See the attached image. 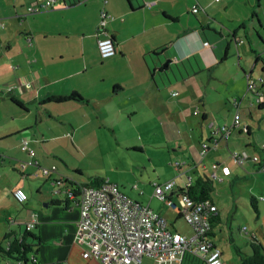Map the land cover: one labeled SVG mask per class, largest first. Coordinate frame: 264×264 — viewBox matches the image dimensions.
Listing matches in <instances>:
<instances>
[{
	"label": "crops",
	"instance_id": "crops-1",
	"mask_svg": "<svg viewBox=\"0 0 264 264\" xmlns=\"http://www.w3.org/2000/svg\"><path fill=\"white\" fill-rule=\"evenodd\" d=\"M70 1L0 0V147L19 149L25 139L35 150L38 140L50 142L46 131L39 132L38 121H56V137L61 138V144L69 134L71 143L83 149L88 143L86 138L94 147L108 149L109 134L125 130L128 136L117 143L125 145L127 151H137L139 157L132 160L144 161L143 164L148 160L153 164L152 155L146 153L150 146L161 150L163 164L172 165L163 179L157 169L144 176L153 187L167 180L174 181L172 191L166 192V199L172 202L170 206L176 218H182L180 195L186 185L194 184L203 176L229 183L232 205L225 217L211 195L219 221L215 222L214 235L209 234L208 238L220 250L221 264H236L231 240L239 247L241 240L242 250L250 253L246 236L253 235L264 249V169L251 159L239 165L232 158L234 153L245 151L250 156L256 155L264 164V148H261L264 141L256 142L252 125L239 112L245 106L252 118L253 103L258 109L264 107L263 51L253 40L258 35L264 37L259 0L250 8L248 4L252 0H239L240 8L232 14L225 13L233 5L230 0H95L93 7H89V0L73 5ZM196 5L198 10L192 12ZM30 6H39L40 10L32 12ZM101 10L107 14L103 24ZM103 36H110L115 44V54L100 62L111 73L94 72L97 77L91 78L88 73L92 68H100L91 58L100 56L97 39ZM222 57L225 58L221 60ZM250 83L253 84L250 86ZM244 90L254 98L248 97ZM71 91L79 93L83 100L58 103L61 109L56 114L49 110L51 102L42 104L49 95H65ZM172 91L177 94L172 95ZM12 98L25 108L17 106ZM8 100L16 108H11ZM34 105L35 127L31 120L20 121L25 115H31ZM72 112L74 119L70 122L67 117ZM6 113L12 114L11 121L19 117L20 124L4 127ZM237 113L240 127L232 129L228 137H220L224 143L215 138L212 132L231 125ZM116 118L125 125H119ZM246 127L248 133H245ZM257 129L261 126L257 125ZM135 133L141 136L140 142L134 141ZM240 137L243 138L240 140ZM10 139L7 146L5 142ZM98 155L95 157L102 164L111 162L108 152ZM17 156L19 159L15 158L9 165L22 177L36 175L42 167L55 166L51 177L45 178L52 188L47 187L46 192L38 188V196L31 205L20 203L27 208L23 214L21 210L15 213L9 208L5 220L0 219V236L18 231L20 225L35 218L37 224L32 230L38 241L35 264H101L98 260L83 258V246L73 239L79 219V188L97 174L119 185L101 168H91L95 166L92 162L85 166L93 171L88 173L83 167L64 161V166L58 168L53 160L58 156L47 148L38 156L35 150L34 156L29 155V161L22 160L18 152ZM7 161L9 157L0 152V162ZM222 167H227L230 173L224 175ZM247 176L251 180L248 186H243L245 197L249 200L252 195L258 199L259 214L256 218L253 209H247L249 213L244 215V222L235 223L238 202L245 205L246 199L239 198L240 193L234 187ZM154 177L158 180H152ZM147 186L148 192L140 191L142 195L134 196V200L160 216L172 217L167 200L154 197V188L150 190ZM15 189L11 196L17 202L13 196ZM70 190L77 195H71ZM4 200H0V205ZM0 210L5 211L4 206ZM218 234L224 238L225 246L219 243ZM139 264H157V261L147 256ZM182 264L206 262L187 253Z\"/></svg>",
	"mask_w": 264,
	"mask_h": 264
},
{
	"label": "built area",
	"instance_id": "built-area-1",
	"mask_svg": "<svg viewBox=\"0 0 264 264\" xmlns=\"http://www.w3.org/2000/svg\"><path fill=\"white\" fill-rule=\"evenodd\" d=\"M38 8L40 7L30 6L29 10L35 11ZM197 10V5L192 8V12ZM100 16L103 24L107 14L101 10ZM203 44L207 45V42ZM97 48L102 58L115 53V44L110 36L98 38ZM7 90L10 91L11 87ZM171 94L176 95L177 91H172ZM258 101L260 102V98ZM239 119V114H235L231 125L218 127L215 134L227 137L232 129L240 127ZM261 148H264V144ZM21 150L31 157L35 155L28 140H22ZM232 157L239 165L248 159L259 161L256 155L248 157L246 153H234ZM213 167L216 168V164ZM54 170L55 166L41 168L44 176ZM222 172L224 175L230 173L227 167H222ZM173 187L172 180L156 184L153 196L166 199V192L172 191ZM70 194L73 195L71 190ZM13 195L19 203H25L28 199L22 188H16ZM166 202L168 205L172 204L170 200ZM77 204L79 219L73 239L75 243L83 246L81 256L85 259H95L101 264H139L143 257L149 256L154 257L157 264H182L187 253H200L206 264H221V252L213 247L208 238L210 219L217 211L216 205L208 199L196 201L185 193L180 195V214L192 227V236L170 230L162 216L152 211L149 206L125 195L116 184L108 180L98 186H81ZM36 224L37 219L33 218L25 223V227L32 229Z\"/></svg>",
	"mask_w": 264,
	"mask_h": 264
},
{
	"label": "rangeland",
	"instance_id": "rangeland-1",
	"mask_svg": "<svg viewBox=\"0 0 264 264\" xmlns=\"http://www.w3.org/2000/svg\"><path fill=\"white\" fill-rule=\"evenodd\" d=\"M89 1H91L89 4V7H93L95 5V0H89ZM256 1L257 0H252V2L248 4V8H250L251 6H254V4H256L255 3ZM230 2H232L233 5L230 4L228 9L225 10V13H228V14L237 13L240 8L239 0H230ZM259 2L261 3L262 9H263V10H259L260 18L262 19V22L264 23V12H263L264 11V0H259ZM241 7L242 9L245 10L244 5H242ZM256 8L258 9L257 6ZM190 16L193 19H195L193 14H191ZM261 34H264V32L262 31ZM253 40H255V43L257 45L260 43L261 48L259 50L263 51V52L261 51L262 52L261 55L263 56L262 61L264 62V42L260 40V38H258L257 36L254 37ZM257 40L259 43L257 42ZM245 42L247 43V40H245ZM91 61L96 62L100 66V68L98 67L92 68V71L88 73V75L92 76L91 78L97 77V74H95L94 72H97V73L102 72L106 75H109L111 73V69L107 65H103V66L100 65V62L102 61L101 56L91 58ZM263 62L261 64L263 65L262 71H264ZM91 72L94 74H92ZM263 79H264V76H263ZM0 91H2L1 88H0ZM244 91L246 92L248 97L252 99L254 98V96L251 93L247 92L246 90ZM262 92L264 93V83L262 86ZM241 97L244 99V96H241ZM1 103L3 107H5V104L3 103V101H1ZM8 104L11 108H16L14 105H12L9 102V100H8ZM50 104L51 105L49 107V110L52 109L54 113L61 109V107L58 106L57 104H54L52 102ZM247 104H249V101H247ZM241 107L242 108L239 109L241 118L245 121H248L252 125V129H253L252 131H254L256 135V142L259 143V142L264 141V107L258 109L257 104L253 103V109L251 113L252 118L249 117L250 115H248L247 109L244 108L245 106H241ZM247 107H249V105H247ZM36 112H37L36 107L34 105L30 113L31 115H28V114L25 115V117L22 118L20 121L22 122V121L31 120L30 122L31 125L35 127ZM5 118L6 119L4 120V122H2V125L4 127L15 126L17 125V122L18 124H20L19 117H16L14 121H11V118H12L11 113H6ZM67 119L70 122L73 121L74 119L73 112L70 115H68ZM117 120L119 121L118 122L119 125H123V126L125 125V122L121 121V119H117ZM37 123H38L37 126H38L39 132L46 131L45 135L51 138L50 142L41 143L40 140H38L36 142V145L34 144L37 156L44 153L45 149L47 148L49 150H52V152L58 156L56 158H53L58 168H62L64 166V163H63L64 161L70 164L71 166L78 165V167H83V171L85 173L93 172L88 167H85V166H88L86 164H90V162H92L95 164V166H92L91 168H98V169L101 168L100 170L106 172L109 176L112 177V180L119 185L120 191L132 199H136L134 196L136 197L141 196L142 194H139L140 191L148 192L147 188H145L147 185H148L147 187L149 186L151 187L150 190H153L154 188L153 185L147 183L144 175H148L149 173L153 171V169H157V171L161 175L160 178L163 179L165 176H167V174H169V171L171 170L170 167H172V165L163 164L164 161L162 160V152L161 150L155 147L150 148V146H148L147 147L148 150L146 152L148 155H152L153 164L150 163L148 160L145 162V164H143L144 161L137 163V161L132 160L134 158L139 157L137 156V151L133 149H130V151H127L125 150V145L117 143V141L125 140V136H128V135H125V130H117L115 134L113 133L109 134L108 140L106 142L109 147L108 149L100 150L99 148H97V146L94 147L93 144H90L89 138L85 139L88 142L87 143L88 147L84 146V149H83L81 146H77L71 143V137L69 136V134H67L66 137L64 138V141H63L64 144H61L62 142L60 140L61 138L59 137L58 139V137H56L57 135L56 130H57V125H58L56 121H50L49 123L38 121ZM257 125L261 126L260 130L257 129ZM50 129L54 131L50 132L49 131ZM69 131L72 132L73 130L69 128ZM134 137H135L134 141L136 142H140V140L142 139L141 136H139L137 133L134 134ZM220 137H221L220 134H215V138L219 139L221 142L224 143V140ZM55 138H56V141L54 140ZM242 138L243 137H240L239 139L241 140ZM235 139L237 140V138ZM11 140L12 139L6 141L5 144H7L8 146L9 145L8 143L11 142ZM59 144H61V146ZM45 145L46 147L43 148V146ZM16 151L18 152V155L22 156V160L24 161L30 160L28 153L21 150L20 147L19 149L15 146L8 147V148L0 147V152H3L10 159V161H7L6 163L0 162V200L5 198V200L0 205V207L4 206L5 208V211L0 210V219L2 221L5 220V216L8 213L9 208H11V211L15 213L17 212L16 210H21L22 214L27 209L26 207L22 206L20 203L16 202L12 198L11 191L14 188L21 187L26 192L28 199L23 204H26V206H28L35 202V199L38 196L37 191L39 189H41L42 192H46L47 190L46 188L51 187L49 180L45 179L46 177H44V175L42 174L40 170L37 172L36 175L32 174L30 177H22L20 172L16 170H12L9 164L13 162L15 158H17L16 160L19 159ZM104 152H108L111 155L112 159L110 163L102 164V162L95 157V156H99L98 154H103ZM127 155H129L130 158ZM158 158H161L160 161H158ZM142 167L144 168V170H142ZM29 171L32 172L33 170L29 169ZM155 175H158L157 172ZM152 176L153 175H151V177ZM154 178L152 180H155V181L158 180V177H154ZM250 180H251V176H247L245 179H242V182L238 183L236 188L234 187V189H237V191L240 193L239 198L246 199L245 205L241 202H238V208L234 213L235 223L244 222V215L248 212L247 209L251 210L249 200L245 197L246 189L243 187V186H248L247 184H250ZM228 184H229L228 182H221L218 180H213L214 190L212 192V197L218 203V206L221 209V212L223 213L224 217L227 215V212L229 211L232 205V198L230 197L231 189ZM133 186H136V188H134ZM7 196L8 198H6ZM226 206H228V209ZM245 206H247V208ZM167 207H168L167 209L172 211V217L171 215H167V214H163L162 217L167 220L168 228L173 231H179L180 233H184L186 236H192L193 229L191 228L192 229V232H191L190 226L184 221L183 218H176L177 214L174 212V208H172L170 205H168ZM9 214L11 216H15L14 213H9ZM171 222L174 223L175 227H173ZM1 230H2V227H0V231ZM234 237L237 238L235 235ZM217 238H218L219 243L225 246V242H224L225 240L222 237V235L218 234ZM240 242H241L240 246L243 247V242L241 240ZM3 262L4 261L0 259V264H3ZM4 264L6 263L4 262Z\"/></svg>",
	"mask_w": 264,
	"mask_h": 264
},
{
	"label": "trees",
	"instance_id": "trees-1",
	"mask_svg": "<svg viewBox=\"0 0 264 264\" xmlns=\"http://www.w3.org/2000/svg\"><path fill=\"white\" fill-rule=\"evenodd\" d=\"M81 1L84 0H71L69 3L70 5H73ZM38 10H40V8H38ZM38 10L32 12H36ZM202 28L204 29V27ZM224 58L225 57H222L221 60ZM11 100L20 108L23 109L25 108L23 103H21L20 101L13 98ZM69 100L81 101L83 100V98L79 93L75 91H71L65 95H61V94L49 95L46 97L45 101L42 104L44 105L50 102L58 104ZM245 130H246L245 133H248L247 127L245 128ZM241 153H246V152L242 151L237 154H241ZM247 156L250 157V155L248 154ZM258 166H260L261 169H264V164L259 161H258ZM44 177L50 178L51 174ZM104 180L105 179H103V177L100 176L99 174L93 175L92 177H90V182L87 183L86 185L98 186ZM213 190H214L213 179L210 177L203 176L201 178H198L194 184L186 185L185 188L181 191L182 193H185L189 198L193 200L198 201V200L208 199L211 201V195ZM71 193L74 196L77 195L74 190H71ZM262 200L264 201V196L262 197ZM249 203L255 213V217L257 218L259 214L258 199L250 195ZM216 221H219V219L215 213L213 214V216H211L210 219V228L208 235L209 234L214 235L213 229L214 227L217 226V224L215 223ZM34 228L26 229L24 223L18 227V231L5 232L0 238V259L11 264H15L16 262H21V264H35L34 260H35V254L38 252V241H37V237L32 232ZM246 237H247L246 239H248L247 243L250 249V253L244 252L242 248L239 247V245H237L234 240H231L233 243V250L237 255L236 264H264V249L261 243L253 235H248ZM193 255L197 257H202L200 253Z\"/></svg>",
	"mask_w": 264,
	"mask_h": 264
},
{
	"label": "water",
	"instance_id": "water-1",
	"mask_svg": "<svg viewBox=\"0 0 264 264\" xmlns=\"http://www.w3.org/2000/svg\"><path fill=\"white\" fill-rule=\"evenodd\" d=\"M71 7V6H70ZM258 38H260V40H262L263 42H264V38H263V36H261V35H258L257 36ZM257 42H258V40H257ZM259 43V42H258ZM259 45V47L261 48V45H260V43L258 44ZM213 134H215V132H212ZM76 202V201H75Z\"/></svg>",
	"mask_w": 264,
	"mask_h": 264
}]
</instances>
